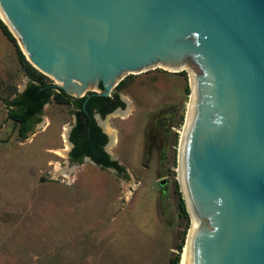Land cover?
Instances as JSON below:
<instances>
[{"label":"water","instance_id":"95a60500","mask_svg":"<svg viewBox=\"0 0 264 264\" xmlns=\"http://www.w3.org/2000/svg\"><path fill=\"white\" fill-rule=\"evenodd\" d=\"M0 15L29 63L75 97L187 70L180 264H264V0H0Z\"/></svg>","mask_w":264,"mask_h":264},{"label":"rangeland","instance_id":"374dc122","mask_svg":"<svg viewBox=\"0 0 264 264\" xmlns=\"http://www.w3.org/2000/svg\"><path fill=\"white\" fill-rule=\"evenodd\" d=\"M29 79L0 29V264H169L184 229L174 181L188 71L155 67L126 74L113 88L124 107L96 119L123 174L69 161L70 103L51 97L18 135L8 101ZM158 117L168 120L166 132L157 131Z\"/></svg>","mask_w":264,"mask_h":264},{"label":"trees","instance_id":"16d2710c","mask_svg":"<svg viewBox=\"0 0 264 264\" xmlns=\"http://www.w3.org/2000/svg\"><path fill=\"white\" fill-rule=\"evenodd\" d=\"M0 29L4 36L14 44L17 55L26 66L30 77L24 89L8 101L9 106H11L8 116L17 125L18 135L25 137L26 132L39 120L44 104L48 103L51 97L59 103H70L74 107L73 113L75 116V122L69 135V141L73 145L70 151L73 162H81L82 157L88 156L97 165H101L102 168L112 167L118 174L125 173L124 167L117 160L110 159V155L103 150V145L107 142V135L94 118L95 112L104 117L114 109L116 103H113V96H103L93 91H87L81 97H72L65 94L56 84L46 82L43 73L29 63L15 37L1 19ZM180 72L183 73V71ZM121 83L119 82L116 86H120ZM55 89L59 91L56 92ZM185 91L189 94L190 88L186 86ZM119 104L123 105L121 102ZM183 119L184 115L181 114L180 120ZM175 141L177 143V134L175 135ZM174 191L177 194L179 217L184 219V229L182 238L176 246L177 253L170 259L169 264H178L185 242V235L190 225V217L176 180L174 181Z\"/></svg>","mask_w":264,"mask_h":264},{"label":"flooded vegetation","instance_id":"af4514ba","mask_svg":"<svg viewBox=\"0 0 264 264\" xmlns=\"http://www.w3.org/2000/svg\"><path fill=\"white\" fill-rule=\"evenodd\" d=\"M185 70V69H184ZM181 71H183V70H181ZM176 72H178V71H176ZM109 95H112L113 96V103H116V106L114 107V109L110 112V113H112L113 111H115V110H122V108L124 107V105H125V103H126V101L120 96V94L119 93H117V92H115V91H113V89H112V91L110 92V94ZM108 96V95H107ZM119 102H121V103H123V105H120L119 104ZM96 114H99L98 112H95L94 113V118H95V115ZM109 114V113H108ZM100 115V114H99ZM107 115V114H106ZM105 115V116H106ZM104 116V117H105ZM96 119V118H95ZM97 121V120H96ZM74 122H75V116H74V121H73V123H72V125H71V128H72V126L74 125ZM158 124H157V131L158 132H160V131H165L166 132V125L168 124V120H166L165 118H162V117H158ZM102 129V128H101ZM70 131H71V129H70ZM70 131H69V135H70ZM103 131V130H102ZM104 132V131H103ZM105 133V132H104ZM106 134V133H105ZM107 135V134H106ZM68 140H69V137H68ZM69 144L71 145V148L69 149V152H68V158H69V161H72L73 162V160L71 159V157H70V151H71V149H72V143L69 141ZM106 144V143H105ZM105 144L103 145V150L105 151ZM83 158L84 157H82V160H83ZM110 159H111V157H110ZM99 167H101V165L99 166ZM104 168H107V169H109V168H112V167H104Z\"/></svg>","mask_w":264,"mask_h":264},{"label":"bare ground","instance_id":"6f19581e","mask_svg":"<svg viewBox=\"0 0 264 264\" xmlns=\"http://www.w3.org/2000/svg\"><path fill=\"white\" fill-rule=\"evenodd\" d=\"M1 16V15H0ZM1 19L4 21V19L2 18V16H1ZM5 22V21H4ZM58 84H59V81H56ZM189 103V102H188ZM187 108H188V104H187ZM186 114H187V110H186ZM185 119H186V115H185ZM185 123V122H184ZM183 126H184V124H183ZM111 129V128H110ZM110 129H108V127H106V130L110 133ZM182 129H183V127H182ZM181 132H182V130H181ZM181 132H180V137H181ZM179 137V138H180ZM186 237H187V235H186ZM186 239V238H185ZM186 242V241H185ZM185 242H184V245H183V248H182V251H181V254H180V260H179V262H178V264H180L181 263V260H182V256H183V253H184V248H185Z\"/></svg>","mask_w":264,"mask_h":264}]
</instances>
